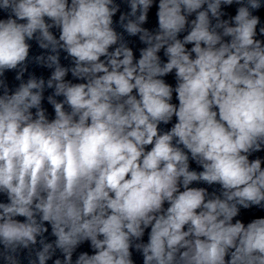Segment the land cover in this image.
Returning a JSON list of instances; mask_svg holds the SVG:
<instances>
[{
    "label": "clouds",
    "instance_id": "9594fccd",
    "mask_svg": "<svg viewBox=\"0 0 264 264\" xmlns=\"http://www.w3.org/2000/svg\"><path fill=\"white\" fill-rule=\"evenodd\" d=\"M261 10L0 0V264H264Z\"/></svg>",
    "mask_w": 264,
    "mask_h": 264
}]
</instances>
